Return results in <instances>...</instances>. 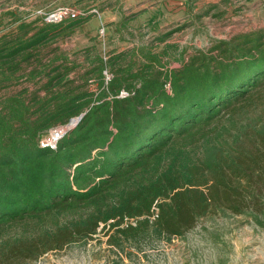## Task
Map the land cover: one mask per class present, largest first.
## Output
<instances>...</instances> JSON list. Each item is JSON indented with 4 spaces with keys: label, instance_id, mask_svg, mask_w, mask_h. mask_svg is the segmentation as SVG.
Instances as JSON below:
<instances>
[{
    "label": "trees",
    "instance_id": "trees-1",
    "mask_svg": "<svg viewBox=\"0 0 264 264\" xmlns=\"http://www.w3.org/2000/svg\"><path fill=\"white\" fill-rule=\"evenodd\" d=\"M81 19L0 36V264L34 262L99 229L129 257L126 247L182 238L218 212L264 227V29L173 68L152 45L106 58L86 49L79 64L53 43ZM19 79L34 88L5 92ZM77 117L55 148L40 147ZM14 227L22 236H6Z\"/></svg>",
    "mask_w": 264,
    "mask_h": 264
},
{
    "label": "rangeland",
    "instance_id": "rangeland-1",
    "mask_svg": "<svg viewBox=\"0 0 264 264\" xmlns=\"http://www.w3.org/2000/svg\"><path fill=\"white\" fill-rule=\"evenodd\" d=\"M162 1L145 4L144 0H0V36L16 33L20 23L35 21L37 27H42L41 19L57 23L52 21L54 18L50 20L54 12L74 9L77 17L83 19L68 36L58 37L53 46H59L79 64L86 63V49L106 58L111 52L152 45L154 52L162 54L167 68H173L180 65V58L196 49L208 48L235 34L264 29V0H226L219 8L223 12L219 17H197L194 13L180 17L162 8ZM160 38L165 40L162 45ZM25 87L29 90L34 85L19 79L5 92ZM259 109L252 110L250 116ZM21 231V227H14L6 236H22ZM102 231L99 229L86 242L75 241L25 264H264V227L243 215H208L182 238L163 240L144 252L126 247L129 257L125 253L116 255Z\"/></svg>",
    "mask_w": 264,
    "mask_h": 264
},
{
    "label": "crops",
    "instance_id": "crops-1",
    "mask_svg": "<svg viewBox=\"0 0 264 264\" xmlns=\"http://www.w3.org/2000/svg\"><path fill=\"white\" fill-rule=\"evenodd\" d=\"M155 1L158 0H144L145 4H155ZM224 2H226V0H165L162 1L161 6L162 8L164 7V9L170 14H177V16L180 17L182 15L187 16L189 13H194L195 15H197V17L211 15L213 17H219L223 15V12L219 11V8ZM164 43L165 40L162 41L160 44L162 45Z\"/></svg>",
    "mask_w": 264,
    "mask_h": 264
},
{
    "label": "built area",
    "instance_id": "built-area-1",
    "mask_svg": "<svg viewBox=\"0 0 264 264\" xmlns=\"http://www.w3.org/2000/svg\"><path fill=\"white\" fill-rule=\"evenodd\" d=\"M77 14L78 12L75 11L74 9H68V8L59 9L52 14L53 16L51 15L50 20L51 18H54L52 21L60 22L62 19L65 18H75L77 17ZM103 74L105 76V82H107L110 79L111 75L107 70H104ZM122 95H127V92H122ZM79 118L80 117L74 118L72 119L73 121L72 122L70 121L67 125L59 126L53 129L46 137L41 139L40 147L55 148L57 142L63 137L65 132H67L71 127L75 126Z\"/></svg>",
    "mask_w": 264,
    "mask_h": 264
}]
</instances>
